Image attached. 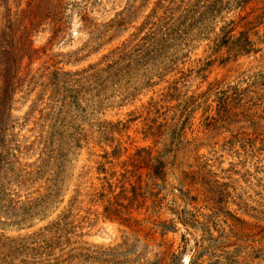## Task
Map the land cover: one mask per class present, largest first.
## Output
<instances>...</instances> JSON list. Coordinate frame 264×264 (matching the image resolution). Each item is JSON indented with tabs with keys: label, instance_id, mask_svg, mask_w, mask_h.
Returning <instances> with one entry per match:
<instances>
[{
	"label": "rangeland",
	"instance_id": "1",
	"mask_svg": "<svg viewBox=\"0 0 264 264\" xmlns=\"http://www.w3.org/2000/svg\"><path fill=\"white\" fill-rule=\"evenodd\" d=\"M0 264H264V0H0Z\"/></svg>",
	"mask_w": 264,
	"mask_h": 264
}]
</instances>
